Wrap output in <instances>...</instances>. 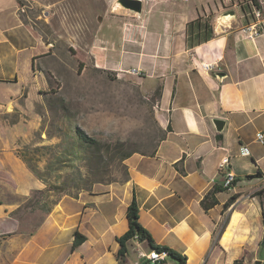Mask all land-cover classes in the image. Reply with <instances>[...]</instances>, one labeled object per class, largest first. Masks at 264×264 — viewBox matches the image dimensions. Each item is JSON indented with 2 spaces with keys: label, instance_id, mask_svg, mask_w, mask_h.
<instances>
[{
  "label": "crops",
  "instance_id": "crops-1",
  "mask_svg": "<svg viewBox=\"0 0 264 264\" xmlns=\"http://www.w3.org/2000/svg\"><path fill=\"white\" fill-rule=\"evenodd\" d=\"M108 2L113 17L102 34L73 0H0V83L20 84L23 99L26 76L43 75L48 87L42 67L53 56L52 42L22 15L34 8L56 21L64 33L59 36L78 46L82 62L89 55L100 69L140 76L148 96L160 88L154 115L165 136L154 154L124 160V181L96 183L76 196L49 195L55 204L43 215L26 204L45 184L31 172L18 176L26 165L0 146V264H119L117 238L128 230L133 198L140 225L185 264H261L264 142L256 136L264 134V0H232L224 10L219 0L146 1L140 13ZM230 9L236 18L218 21ZM256 11L259 34L249 38L245 28ZM202 63L215 67L206 71ZM214 119L224 121L222 131ZM225 156L230 165L220 171ZM227 172L234 175L232 185L205 210L202 199L223 187ZM75 233L83 239L74 247ZM149 250L145 241H130L125 264H142Z\"/></svg>",
  "mask_w": 264,
  "mask_h": 264
},
{
  "label": "rangeland",
  "instance_id": "rangeland-1",
  "mask_svg": "<svg viewBox=\"0 0 264 264\" xmlns=\"http://www.w3.org/2000/svg\"><path fill=\"white\" fill-rule=\"evenodd\" d=\"M221 4L223 10L227 8ZM72 5L78 7V14L89 18L95 29L102 34L108 32L106 22L113 17L108 0H73ZM98 14L104 19L100 25ZM22 15L45 41L52 42L48 54L53 56L42 67L48 87L43 75L35 79L26 76V84L30 83L26 99L19 97L20 84L0 83V146L8 148L7 154L14 153L26 165L24 171L18 169L17 175L31 172L22 158L25 155L42 179L31 172L35 178L58 186L65 194H75L74 186L89 187L96 180L124 181V166L113 161L115 146L124 144L125 149L143 154L152 151L151 144L161 136L154 115L156 96L154 99V93L145 94L140 76L100 69L89 55L82 62L76 55L78 46L60 37L58 33H64L55 26L56 21L45 20L44 12L26 8ZM80 62L84 64L81 69ZM149 83L147 79L145 85ZM74 128H80L101 145H76ZM12 168L16 170L15 166ZM49 195L60 196L48 191L45 184L42 193L31 194L26 208L43 215L53 200Z\"/></svg>",
  "mask_w": 264,
  "mask_h": 264
},
{
  "label": "trees",
  "instance_id": "trees-1",
  "mask_svg": "<svg viewBox=\"0 0 264 264\" xmlns=\"http://www.w3.org/2000/svg\"><path fill=\"white\" fill-rule=\"evenodd\" d=\"M254 18V16H253ZM84 66V64L82 62L79 63V69H81ZM159 91L160 88H157L156 91L154 92V99L155 96L156 98L159 95ZM74 134H75V142L76 145H79L80 147H89V148H98L101 144L99 141H97L94 138H91L90 136H88L83 130H81L80 128H74ZM165 133H162L161 136H159V138L153 142L151 144L152 151L150 152V154H154L156 147L158 146L159 142L164 138ZM76 149V148H74ZM133 153H139L136 150H127L124 148V144H120V145H116L115 146V154H114V159L113 161H117L118 164H122L125 159H127L129 156H131ZM23 160L27 163L30 171L32 173H34V175H36L38 178L42 179L41 176H39V174L36 172V170L33 168V166H31L29 164V159H27V157L24 155H22ZM124 166V165H123ZM125 168V166H124ZM125 175L127 177V172H126V168H125ZM126 179V178H125ZM111 182H115V181H110L108 183ZM46 185H48V191H55L58 192L60 194L59 197H61L62 195H64L65 193L63 192L64 190L59 188L58 186H55L54 184H48L46 182H44ZM96 183H103L100 180H96L91 182V184H89V187H83L80 188L79 186H74V188L77 190V193L81 192V191H90L92 186ZM228 190V188H224V187H220V186H214L202 199L201 201V205L205 210H208L210 207H213L214 205L217 204V199H216V194L221 192V191H225ZM39 193H42L39 192ZM77 193L74 194V196L77 195ZM261 195H264V189L258 192ZM58 197V198H59ZM236 197L232 196L230 201H233ZM52 206L55 204L54 201H52L50 203ZM229 203L225 204V207L228 206ZM45 209V213H48L51 211V207L48 205L46 206ZM126 217L128 220V230L121 235L120 237L117 238V242L119 244V249L116 255V258L119 262V264H125L126 262V256H127V252H128V243L134 239L138 240L139 242H147L148 246L150 247V250H157V251H166L168 252L169 258L174 261L177 262L178 264H185V258L182 257L180 254L176 253L174 250L169 249L165 246H160L155 244V242L153 241L151 235L140 225L139 223V209H138V205L136 203L135 198L132 199L130 205L127 208V213H126ZM80 238V240H79ZM83 239L82 236H80V234L75 233V240H74V247L78 245V243Z\"/></svg>",
  "mask_w": 264,
  "mask_h": 264
},
{
  "label": "built area",
  "instance_id": "built-area-1",
  "mask_svg": "<svg viewBox=\"0 0 264 264\" xmlns=\"http://www.w3.org/2000/svg\"><path fill=\"white\" fill-rule=\"evenodd\" d=\"M142 3L146 1H179V2H185L187 0H139ZM221 2L224 5L232 4V0H221ZM254 20L245 28V31H247L248 37L253 38L256 35L259 34V26H260V20H261V13L259 11H256L253 13ZM214 64H201V68L210 71L214 68ZM256 139L258 142L263 143L264 142V134L258 133L256 136ZM242 155H248V150L246 148L242 149ZM230 165V158L228 156H225L221 159L219 164V170L223 171L228 168ZM234 181V175L231 172H227L224 174V182L223 187L229 188ZM264 186L259 189V191L263 190ZM264 196V195H263ZM263 220H264V209H263ZM142 257L144 258V262H148L150 264H169V255L166 251H159V253H147L142 254ZM261 264H264V259L262 260Z\"/></svg>",
  "mask_w": 264,
  "mask_h": 264
},
{
  "label": "water",
  "instance_id": "water-1",
  "mask_svg": "<svg viewBox=\"0 0 264 264\" xmlns=\"http://www.w3.org/2000/svg\"><path fill=\"white\" fill-rule=\"evenodd\" d=\"M116 5L118 7L127 9L133 13H140L142 11V2L139 0H116ZM236 18V11L234 9L226 10L219 14L218 21L227 22ZM213 123L217 131H222L224 127V121L220 119H214ZM261 245L264 246V235L261 242ZM142 264H150L148 262H143ZM256 264H260V261H257Z\"/></svg>",
  "mask_w": 264,
  "mask_h": 264
},
{
  "label": "bare ground",
  "instance_id": "bare-ground-1",
  "mask_svg": "<svg viewBox=\"0 0 264 264\" xmlns=\"http://www.w3.org/2000/svg\"><path fill=\"white\" fill-rule=\"evenodd\" d=\"M149 253H159L157 250H149Z\"/></svg>",
  "mask_w": 264,
  "mask_h": 264
}]
</instances>
